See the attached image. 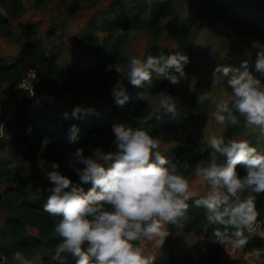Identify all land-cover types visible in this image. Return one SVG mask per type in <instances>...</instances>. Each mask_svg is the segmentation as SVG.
I'll return each instance as SVG.
<instances>
[{
    "label": "rangeland",
    "instance_id": "obj_1",
    "mask_svg": "<svg viewBox=\"0 0 264 264\" xmlns=\"http://www.w3.org/2000/svg\"><path fill=\"white\" fill-rule=\"evenodd\" d=\"M12 1L15 2V8ZM152 1L143 0L147 6ZM235 1H238L241 7H229L222 11L213 0H170V11L160 18L155 36L146 25L149 18L146 7L147 9L145 8L139 16L138 23L131 25L121 35L120 59L107 62L103 42L113 35L114 26L111 22H122L130 17L132 0H11L8 5L9 9L4 10L0 7V65L19 59L17 65L22 68L18 74V80L26 68L34 66L36 70L38 69L37 57L40 54L52 59L54 67L48 70L46 78L48 93L42 100L64 119L62 124L54 126L57 130L55 136L60 141L69 140V130L73 124L77 126L78 122L85 121V116H93V113H88L79 119L71 118V111L75 106L95 109L100 103L115 101L110 90L118 80H122L130 97L127 102L135 104L138 100H142L137 98L139 92L144 97L143 101L147 102L148 111L142 118L143 127L146 130L152 126L151 122H146L147 119L161 121L172 119L178 122L191 112L192 122L188 124V129L192 131L189 138L192 140L190 145L195 152H199L209 146L208 138L212 134L224 137V125L217 124L212 118L215 103L221 100L233 102L232 89L227 86V82H224V86L213 82L214 68L218 64L239 67L244 60L255 68V61L251 59V54L253 51L264 50V43L260 42L254 33L256 28L264 31V0ZM168 23H179L185 26L181 40L167 29ZM24 30L33 40L35 48L25 54L28 47L24 44ZM91 35L97 37L98 49H92L89 40ZM183 42L190 43L196 50L194 62L197 72L187 73V79L182 80L179 85H173L168 79L153 74V77L165 80L166 85L159 89L149 85L143 89H137L128 83L124 78V73L120 74L115 71L117 67L126 71L131 57L146 59L148 55L174 54L178 52ZM84 68L99 69L86 77L80 74ZM38 74L43 76L44 69L39 68ZM13 78V73L9 74L8 78H0V137L24 150L26 146L16 144L11 131L4 133L1 130L2 122L10 117L15 105L14 94L17 98L24 96L18 91L17 80ZM204 91H208L212 98L205 101L203 105H199L197 96ZM161 92L170 94L175 99L177 104L175 115L163 110L157 111L158 95ZM118 107L120 112H124L123 106ZM65 112L69 113L68 119L64 118ZM242 119L241 130L225 140L244 139L256 147L259 152L264 153V150L258 148L256 144L264 132L258 128L246 127L244 117ZM64 128L69 133L63 132ZM154 128L156 132L152 136L160 141L162 154L168 152L175 144L182 142L183 134L179 127L172 126L162 129L158 123L154 125ZM81 135L79 129L78 138ZM114 139V135L104 131L92 134L84 155L98 158L101 153L116 151L113 145ZM48 142L49 139L40 141L41 148L36 152L35 160L23 157L5 164V167L9 168L14 175L38 174L34 186L27 194V200L30 203L34 202L37 192L50 195L47 189L52 185L42 173L44 170H50L53 162L58 163L61 174L69 178L63 168V163L71 157L70 153L63 146L57 147V143L52 144V149H45L43 145ZM8 156V147L0 150L1 161L6 160ZM237 172L241 177L246 174L240 168ZM186 178L189 179L197 195L203 193H201L203 182L195 177L194 171ZM9 185L12 186L13 182L8 183L4 176H0V245L6 215L22 216L19 209H16V203L21 200L22 194L13 189H6ZM90 187L91 184H89ZM23 218L26 221L24 216ZM185 224L186 214L178 225ZM258 225L257 221L253 231H245L246 239L253 234L263 233ZM25 229L31 234H36V228L28 221L25 222ZM168 231L169 235L160 249H155L151 242H143L145 251L155 257L154 263L157 260L168 259L169 264H197V261L192 262L191 253L194 251L207 253L210 257H214L215 251L197 249L198 236L193 231L181 232L179 228L168 229ZM54 250L24 253V255L36 264L38 256L44 253L51 256ZM198 253L197 258L201 261V254ZM54 262L59 264L58 261ZM0 264H15V262L12 255L0 254ZM205 264L211 263L208 261Z\"/></svg>",
    "mask_w": 264,
    "mask_h": 264
},
{
    "label": "clouds",
    "instance_id": "obj_2",
    "mask_svg": "<svg viewBox=\"0 0 264 264\" xmlns=\"http://www.w3.org/2000/svg\"><path fill=\"white\" fill-rule=\"evenodd\" d=\"M123 34L121 30L116 35ZM188 63L189 57L180 52L148 55L146 59L131 57L126 71L121 67L115 71L124 73L131 86L143 89L152 85L153 74L179 85L187 79ZM241 68L244 70L220 64L214 68L213 82L224 86L226 81L232 89L235 113L227 100H221L215 103L212 118L219 125L239 126L238 113L246 127L264 132V85L248 71L247 60ZM255 71L264 74V50L257 53ZM110 91L121 107L130 99L122 80ZM158 97L157 111L175 115V99L165 92ZM137 98L144 99L141 92ZM211 98L204 91L197 96V103L203 105ZM92 111L77 105L71 118ZM64 118L68 119L69 113L65 112ZM69 131V140L74 142L79 129L73 124ZM112 131L116 151L101 153L98 158L86 157L79 148L70 154L69 166L79 177L78 183L62 175L55 162L42 173L52 185L43 210L60 217L54 231L61 239L51 253L52 260L65 264L71 256L75 264H154L155 257L145 251L143 242L160 249L169 235L167 226L178 225L193 198L195 207L205 210L209 225L222 226L223 230L217 227L213 233L217 242H230L234 248L247 243L244 233L253 231L259 213L254 198L243 194H264V153L247 140L226 141L222 135L212 134L207 161H199L194 169L195 177L206 183L208 190L196 198L189 179L179 171V161L170 162L161 154L158 139L145 130L123 126H113ZM238 165L245 170L243 177L237 172ZM183 166L188 167L187 163ZM84 184L91 187L85 191ZM12 259L15 264H33L21 251L13 253Z\"/></svg>",
    "mask_w": 264,
    "mask_h": 264
},
{
    "label": "trees",
    "instance_id": "obj_3",
    "mask_svg": "<svg viewBox=\"0 0 264 264\" xmlns=\"http://www.w3.org/2000/svg\"><path fill=\"white\" fill-rule=\"evenodd\" d=\"M10 1L11 0H0V7L4 8V10L9 9L8 5ZM132 1L130 17L126 18L122 22H111V24L114 26L113 35L108 37L103 42V48L107 62H114L120 59L119 40L121 35L117 36L116 34L121 30L126 32L131 25L137 24L139 16L146 7L148 8L149 15L146 25L155 36L158 31V22L160 18L170 11L171 6L170 0H153L149 6H147L143 0ZM213 2L222 11L228 9L229 7H241V4L235 0H213ZM12 4L15 8L14 1H12ZM166 27L170 32L176 34L181 40L185 30V26L183 24L168 23ZM254 33L259 38V41L264 43V31L256 28ZM23 35L24 44L28 47L26 52H24L25 54L34 50L35 48L33 47L34 42L29 38L26 30L23 31ZM86 40H88V38H86ZM89 40L91 41L92 49H98L97 37L95 35H91L89 36ZM178 52L189 57V63L185 65V72L192 74L196 73L197 67L194 62L196 50L192 48V45L188 42H183L181 43ZM258 52V50L252 52V60L256 61ZM17 61H12L3 65L1 64L0 78H8V75L13 73V79L17 80L20 69L22 68V66L17 65ZM37 62V68H43L44 74L43 76H39L37 69V78L35 80L34 92L36 96L43 98L48 93L46 88V78L48 76L47 73L48 70L54 67V63L50 57L42 54L37 57ZM234 68H240L241 71L244 70L241 68V66ZM98 69L99 68H84L81 70V73H78L89 77L94 71L96 72ZM248 71L252 72L256 78L260 79L262 85H264V74L256 72L255 68H253L251 65H248ZM166 83L167 82L165 80L153 77L152 85L149 86L159 89L164 87ZM13 100L15 101V105L13 106L10 117H8V119L6 118L7 120L2 122L1 130L4 133L11 131V133H13L12 137L15 138L16 144L20 146L24 145L26 148L23 150L19 146L11 145L8 141H6V139L0 137V150L8 147L9 152V156L6 160H0V176H4L8 183L13 182V185L6 186V189H13L22 194L21 200L16 203V209H19V212L22 216L15 214L6 215L3 224L4 228L2 232V243L0 245L1 255L5 254L9 256L16 251H21L23 253H34L39 251L42 252L43 250H52L55 249V245L60 242L61 238L54 231L55 225L59 223L60 217L50 216L43 210V205L46 203L48 195L37 192L35 194V200L33 203H30L27 200V194L34 186V181L38 177V174L32 173L14 175L9 168L5 167L6 163L19 160L23 157H27L32 161L35 160L36 152L41 148L40 141L43 139H49V142L43 145L45 149H52V144L57 143V147L63 146L70 154L75 152V150L78 148L83 149V154H85L90 143V136L96 132L102 131L114 135L112 131L113 126H123L126 129L131 128L133 130H145L150 135H153L156 132L154 125H157L158 123L162 129L172 126L179 127L183 134L182 142L175 144L168 152L161 154L164 155L170 162L179 161V171L185 177H188L191 172L194 171L196 164L199 161H207L208 154L211 151L210 146H207L201 151L195 152L192 145H190L192 144V140L189 138L192 135V131L188 129V124L192 122L190 120V117H192L191 112H189L186 117L183 116V118H181V120L178 122H175L172 119L169 121L147 119L146 122H151L152 126L149 128V130H146V128L143 127L142 118L148 111L147 102L143 100H138L135 104L126 102L123 105L124 112L119 111V105H117L115 101H110L105 104L100 103L94 109V111L90 112L93 113V116H85L84 122L80 121L77 123V127L81 130L82 135L74 142H70L67 139L60 141L56 138L55 134L57 133V130L54 128V126L62 124L64 119L63 117L57 115L55 110L50 108V106H48L46 103H43V106L39 110L29 112L27 110L26 96H20L17 98L14 94ZM228 103L229 109L235 113L233 102ZM236 115L240 120V125L233 126L230 123H226L224 125L223 131L224 138H228L229 136L236 134L241 130L243 119L238 113H236ZM63 132L69 133L66 128L63 129ZM256 144L258 148L264 150V134L257 140ZM70 158L64 161L63 168L67 172L69 179L72 180L73 183H78L79 177L75 174L73 168L69 166ZM219 159L223 160V157H220ZM185 163L188 165L187 168L183 166ZM78 166L83 167V165ZM239 168L245 171L243 166L238 165L237 170ZM82 186L84 187L85 191L89 189V184H84ZM6 189H4V192H6ZM67 190L70 189H66V191ZM249 195L254 198V203L259 213L257 218V221L259 222L258 226L264 233V194L257 195L255 193L247 192L243 194L244 197ZM199 196H201V194H198L196 198ZM194 200L195 198L188 201L189 208L186 213V224L183 226L170 224L167 226V228H179L181 232H188L191 230L195 235L198 236L196 241L197 249L215 251L218 247V242L213 233L217 227H220L221 230H223L222 226L209 225L206 219L205 210L203 208L195 207ZM23 216L25 217L26 221L36 228V234H31L26 231V221L24 220ZM263 246L264 237L259 234H253L247 239V243L244 245V248H262ZM36 264L56 263L51 259L50 254L44 253L36 258ZM65 264H75V259L69 256L65 261ZM154 264H169V261L168 259L157 260Z\"/></svg>",
    "mask_w": 264,
    "mask_h": 264
},
{
    "label": "crops",
    "instance_id": "obj_4",
    "mask_svg": "<svg viewBox=\"0 0 264 264\" xmlns=\"http://www.w3.org/2000/svg\"><path fill=\"white\" fill-rule=\"evenodd\" d=\"M203 189L204 182L201 193ZM259 235L264 237L262 232L259 233ZM197 253L196 251L191 253L192 262L197 261V264H205L208 261H210L211 264H264V246L262 248L252 249H244L243 247L234 248L230 242L226 241L223 244L218 242V248L215 250L213 258L207 253L199 252L198 254H201L200 261V259L197 258ZM203 260L206 262L203 263Z\"/></svg>",
    "mask_w": 264,
    "mask_h": 264
},
{
    "label": "built area",
    "instance_id": "obj_5",
    "mask_svg": "<svg viewBox=\"0 0 264 264\" xmlns=\"http://www.w3.org/2000/svg\"><path fill=\"white\" fill-rule=\"evenodd\" d=\"M37 78V70L34 66L26 68L17 81V89L22 95L27 97V110L34 112L43 106L42 98L35 95V80ZM208 190V185L204 183L203 194Z\"/></svg>",
    "mask_w": 264,
    "mask_h": 264
}]
</instances>
